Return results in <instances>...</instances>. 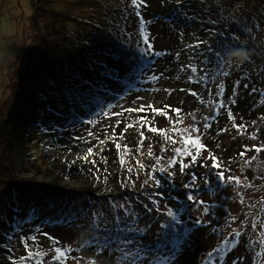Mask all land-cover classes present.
I'll use <instances>...</instances> for the list:
<instances>
[{
	"label": "rangeland",
	"instance_id": "obj_1",
	"mask_svg": "<svg viewBox=\"0 0 264 264\" xmlns=\"http://www.w3.org/2000/svg\"><path fill=\"white\" fill-rule=\"evenodd\" d=\"M123 1L0 0V261L2 264H6V262L20 264L16 261V254L18 253L17 246L22 242L27 243V247L25 246L27 254L30 251L43 253L40 256L34 257L33 255L34 260L29 264H38V262L41 264H60L53 258L55 247L69 249L68 259L64 261V264H92L93 261L95 264H121L120 252L86 251L83 246L79 245L83 236L73 234L71 231L72 228L76 229L75 227L79 225V220L72 226L64 225L63 220H52L51 223L53 224L67 227L63 232L58 227L42 228L38 226L35 215L32 216V220L19 212L15 216L17 212L12 213V211L18 206L22 209L25 206H34V204L30 199H24V195L18 190L12 192L9 188L23 184L24 190L23 187H20L23 193H32L37 188L55 191L63 197V204L72 209L74 198L77 201L81 198L80 196H87V193L93 194L94 192L107 194L108 192L102 191V188L108 186L107 188L111 187L109 189L111 193L108 194L116 201L115 210L112 209L109 213H105L104 207L106 205L103 206L97 200V205L102 207L101 210L90 201L81 210V214L90 213L88 208L92 205L93 219H100L102 212H104L103 216L109 219L112 215L111 211L114 212V215L123 212L124 209L119 207L121 204L132 210L131 204L125 199L133 195L130 192L134 190V187L128 190L125 173L123 174L119 169L111 167L120 159L121 152L118 150L123 149L122 145L136 144L134 137L143 132L145 138L142 140L143 143L139 145L141 154L144 150L147 154L151 152L152 156L158 158V155L164 153L158 128L161 126L164 129L167 126L165 119L167 111L171 110L170 108H175L174 105L170 104L171 99L180 105L179 116L184 131L198 128L203 124L201 110L194 108L189 103L185 105L186 95L178 89L179 85L177 84V75L179 74L177 64L183 61L186 63L190 60L191 53L186 55L183 54L182 50L177 51L169 39L172 34H176L181 40L211 45L216 34L204 40L203 34L205 33L200 23H192L191 21H189V26L184 29L177 25L174 27L172 25L174 29L171 28L166 17L162 19L155 16L156 0H145L144 6L139 9L132 5L131 0L125 1L121 8L123 12H118L116 15L113 13L112 17L107 18L113 5ZM224 1L234 3V0ZM195 2H197V9L201 16L206 17L211 22L213 17L216 18L214 11H210V5L213 7L216 4L219 5L218 0H195ZM239 7V10L234 11V15L240 16L239 18L244 16L251 19L246 30V44H251V46L254 44L257 50L262 49L264 46V25L255 24V27L253 25L258 17L264 19V0H243ZM137 12L140 13L139 16H137ZM105 13L107 15L103 17ZM248 14L252 17L246 16ZM178 23L181 22L178 20ZM113 25H117L118 30L127 36L129 35L133 42H137L140 32L149 37L151 49L149 50L148 45L144 44L145 48L139 52L143 51L144 57L148 56L153 60L150 64L147 63L144 70L140 68L139 60L141 58H138L137 63L139 64H136L135 68L139 67L137 70L143 73L137 82L138 86H133L129 78L122 81L115 76L112 79L107 77V79L93 74L92 69L97 64L87 60L86 55H90L89 52L85 51V45L80 40H72L67 37V32L71 29L79 31L80 35L76 38H85L83 35L85 32L88 35L95 33L96 37H102L111 30ZM177 27L179 31L176 30ZM170 29L172 30L170 31ZM212 30L216 31V27L210 29V31ZM255 35L258 37L255 38ZM46 46H50V49H56L54 57L62 64L65 62L64 57L67 58L66 56L70 58L76 57L78 54L79 56L85 55L86 58L83 59L78 72L81 76V82H74L73 85L79 84L82 89L81 94L89 97H94L92 91L99 93L98 88L103 86V93L107 92L108 95L100 97L103 101V107L99 110L87 108L78 116H73V119L72 117L71 119L68 118L66 114L59 117L56 115L52 119H48V115L39 113L35 117L31 116L30 122L33 126L15 125L14 114H17L15 113L16 107L19 106L17 103L26 102L25 91L28 86L22 87L28 77V73L24 71L25 67L28 65L31 68L29 73H36L37 70L35 71V69L43 67V64H48L47 61L32 62L33 48L39 50ZM214 48L222 50L225 46L219 45ZM93 49H100L98 43L93 45ZM157 52L161 55H155ZM220 58L224 60L223 53ZM49 60L51 61L50 64L55 63L51 56H49ZM205 61L207 62V60ZM120 63L117 60V62H111V65L114 68L119 67L121 70L133 66L130 63ZM183 69L186 71L189 80L192 72L189 73L185 68ZM209 70L211 69L208 68L206 71ZM216 70L221 71L218 67ZM222 71L227 72L225 68ZM209 73L215 75L212 70ZM153 76L158 77V80H153ZM221 76H216L215 81L211 80L210 86L206 84L210 91L211 89L215 91L217 80L225 81L226 78ZM35 78L37 77L35 76ZM86 81L91 86L87 85ZM171 89H173L172 93H170ZM243 93L241 91L237 101L232 104L230 100H226L228 95L223 93L220 97L212 92L213 97L217 98V102L211 107L214 112L215 110L219 111L216 106L223 101L226 105L225 108H222L225 115L228 114L229 109L231 113L236 112L239 110V106H242L247 100ZM246 94L249 95L248 92ZM60 97L64 98L63 93ZM202 102L207 105L206 101ZM141 106L144 107V111H127L128 109H140ZM162 107H164L162 112L152 111V108L161 110ZM262 108L264 107L253 109L251 114L256 112L264 116V109ZM241 112L242 115H235L236 124L247 123V120L252 117H247L250 114H247V111L242 110ZM142 118H146V120ZM150 127H155L158 131L153 133L149 131ZM261 131H263V136L258 138L260 144L255 146L264 149V127ZM185 133L187 136L189 135L188 132L185 131ZM191 137L196 138L197 132L191 133ZM260 139L263 141L260 142ZM181 140L179 145L176 144V148L189 150L190 147H193L192 145H185L184 139L181 138ZM200 140H203L201 143L204 145L202 149H199L201 155L194 165H191V157L187 156L188 158L184 163H189L191 166L184 172L188 175L180 183L181 185L177 186L182 187L184 185L182 190L180 189L181 193L179 190H175L176 194L184 199L183 204L179 206L184 211L179 216L181 225L185 223L194 225L199 221L203 229L200 232L201 228L199 227V230L195 232L198 247L194 249L193 253H199L198 257L201 264H233L234 260L236 264H264V247L259 243L261 235L264 233V150L249 155L244 152L247 139L244 136L240 137L237 133H229L224 130L215 134L208 133L207 138H200ZM101 141L103 143H100ZM117 144L120 145L119 148ZM96 148L101 151L104 148L108 154L103 153L99 163H91L88 160L90 156L88 150L92 149L93 151ZM137 148L138 146L132 148L133 153L135 149L137 151ZM196 151L198 149L194 147L191 152L195 154ZM241 153H245V155L241 156ZM213 155L218 158L222 167H212L214 162L210 157ZM32 156L41 157L43 159L40 162L41 165H36L37 162ZM85 156L88 157L87 160L83 159ZM252 157L256 159L253 160ZM123 158L125 159V154ZM48 164L50 167L46 166ZM87 166L89 169L85 168ZM91 170L97 173L99 179L93 180L86 176ZM218 171L225 172L227 177H239L241 183L236 184L229 181L227 177L222 184L216 182L215 178ZM202 172L205 173V176L210 177L202 176ZM4 175L8 177V181L1 178ZM206 179L212 180L206 184ZM202 181L204 182L201 185L206 187L207 185L212 187L216 184L213 188H217V191L193 190L201 186ZM186 185H190L192 189L186 190ZM188 195L194 197L193 202L189 205L185 203V200L189 201ZM3 199H6L7 205L13 206V210L6 209L1 204ZM38 200L41 201V198L36 197V202ZM199 200L205 201L204 205H200ZM204 207L208 208L207 213L203 211ZM165 210V206H162L161 210L158 211V216L164 215ZM70 212L66 210L62 211L61 214L66 217ZM63 216L60 218L62 219ZM138 217L140 218V216ZM72 218L70 217V219ZM253 224L256 225L257 230L252 227ZM108 228L110 226L103 224L95 238L102 240L105 237L103 232L106 235L109 233L115 235V230H108ZM154 230L161 231L158 228H154ZM236 231L241 232L242 235L234 236ZM74 235L77 237L74 238ZM33 236H36L37 239L31 240L30 238ZM198 236L201 238L200 241ZM225 241H228V245H225ZM217 249H221V251L218 252ZM257 253H261V255L257 256Z\"/></svg>",
	"mask_w": 264,
	"mask_h": 264
},
{
	"label": "trees",
	"instance_id": "obj_2",
	"mask_svg": "<svg viewBox=\"0 0 264 264\" xmlns=\"http://www.w3.org/2000/svg\"><path fill=\"white\" fill-rule=\"evenodd\" d=\"M125 1L128 0H124L119 4L113 5L111 10H109L108 12L109 15L107 16V18L112 17L113 13H115L116 15L118 12H123L121 8L124 6ZM218 1L219 5L216 4L215 7L210 5V11L213 10L216 14V18L213 17L212 22L206 17L201 16L199 10L197 9V2H195V0H156L155 2L157 4L154 7L155 16L161 17L162 19L166 17V21L169 23L171 28L177 25L184 29L189 26V21H191L192 23H200L201 28L205 33L203 34L204 40L210 36H213V34H216L215 40L211 45H203L201 44L202 42L191 43L185 39L181 40V38L178 37L176 34H172L170 36L169 42L171 41L173 43L177 51L182 50L183 54L186 55L188 53H191L190 60H188L186 63L185 61H183L182 63L179 62L177 64L179 72V74L177 75V84L179 85L178 89H180V91L186 95L185 105L189 103V105L193 106L194 108L201 110V113L203 115V124L202 126L198 127L199 132H197V136H199L200 138H207L208 133L215 134L221 132V130L222 132L224 130L229 133H237L240 135V137L244 136L247 139L244 152H247V154L252 155L256 153L255 145L260 144L258 138L261 135L263 136V131H261V129L262 127H264V116L261 114H257L256 112L253 115L251 114V111L253 109H259L262 106L264 107V46H262V49L257 50L254 44H252V46L251 44H246V30L249 25L248 22L251 19H247L244 16L242 18H239L240 16L234 15V11L239 10V6H241L243 0H234V3L228 1L226 2L224 0ZM166 14L167 16H165ZM106 15L107 14L105 13L103 17H105ZM246 16L252 17V15L250 14ZM257 19L258 20L254 21L253 27L256 26L255 24H257L258 26L264 25L263 18L258 17ZM178 20L181 23H178ZM212 24H214L215 26H213ZM214 27H216V31H210V29ZM171 30L172 29H170V31ZM176 30H178V27ZM79 35V31L76 30L71 29V31L67 32V37L71 38L72 40H80L83 45H85L84 49L86 52H89L90 55H86L87 60H90L94 64H97V66L93 67L92 73L100 77H109L112 79L113 76H115L121 79L122 81H124L126 78H129L131 80L130 83L135 86L137 85V82L140 80V77L143 74L141 73V71L137 70L139 67L135 68L136 64H139L137 63L138 58H141L139 60V62L141 63L140 68L143 69L147 66V63L150 64L153 60L150 59L148 56L144 57L143 51L139 52L142 48H145V43L143 39L145 34L143 32L139 33L137 42H133L131 38H129V35L127 36L120 30H118L117 25L111 26V30L105 35L103 34L104 36L102 37H96L95 33L88 35L85 32L83 34L85 38H76ZM258 35H255V38H257ZM97 43L100 49L94 50L93 45H97ZM189 45L199 46L190 48L188 47ZM219 45H224L225 48H222V50L214 48ZM240 47L247 48L252 53L250 60H248L244 64H234L231 66L224 64L223 69L225 68L229 75L224 76L226 78L225 81L217 80L218 83L215 86V91H213L212 89L210 91L209 87L206 86V84L210 86L211 79L206 80V82L202 81L193 83L192 81H189L187 79L186 71H181L182 68H185L187 72L191 73L192 71L188 67V65L191 64L197 68V73L191 74V77L193 79H195L197 75H203L204 72L208 70V68H210L214 73H217L218 71L216 70V67H218V64L223 62L224 60H222L220 57L218 58L216 56V52L219 50L221 54L223 53V58H225L229 48ZM33 50L34 52L32 55L34 56L31 55L33 58L32 62L35 61V63H38L47 61L48 64H43V67L35 69V71L37 70L36 73H29V70L31 68L28 65L27 67H25L24 71L28 73V77L27 79H25L26 83H23L22 87H24V85L26 87L28 86L25 91L26 102L17 103L19 104V106L16 107L15 113L17 114H14L15 125H32L30 122L31 116L35 117L39 113L48 115V119H52V117L56 115H58L59 117L62 114H66L68 118L71 119L72 117L73 119L74 117L78 116V114L83 110H87V108H94L96 110H99L101 107H103V101H101L100 97L102 95H108L107 92L103 93V86L98 88L99 93L92 91L94 97H89L87 95L81 94L82 89L79 87V84L76 83L75 86L73 85L74 82H81V76H79L78 72L81 68V64L83 63V59L86 58L85 55L83 56L81 54L79 56L78 54L76 57L73 56L70 58L69 56H66L67 58L64 57L65 62H63L62 64L61 61L57 60V58L54 57V54L56 53L55 48L50 49V46H46L44 49L38 50L36 48H33ZM49 56H51L52 60H54V64H50L51 61L49 60ZM117 60L121 62L120 64H133L132 67L134 68L129 66L126 68H122V70L119 69V67L114 68L111 65V62H117ZM205 60H207V62ZM53 66L56 67L52 68ZM212 75V73H209L210 77ZM35 76L37 78H35ZM221 78L223 77L221 76ZM86 83L87 85H90L89 82L86 81ZM221 84H223L224 86L223 93L225 95H228V97H226V100L231 101L234 99L236 102L239 93L241 91L244 92L243 96L247 98L246 102L242 106H239L240 108L238 111L233 112L234 114H231L235 117V115H242V110L247 111V114H251H249V116L247 115V117L250 118L252 116L250 119L247 120V123L241 122L240 124H236L235 122L237 120H233L229 116V114L225 115L222 109H219V111L215 110L214 112L211 105L217 102V98L213 97L212 92H215L217 94L220 91L219 85ZM245 85H247V87H245ZM172 91L173 89H171L170 93H172ZM193 92H196V95H193ZM247 92L249 93V95L246 94ZM62 93L64 97L63 99L60 97ZM171 100L170 104L172 106L174 105L175 108H170L172 111H167V116H165L167 126L164 129H162L161 126V129L158 128L159 134L161 136V145L162 147H164V153L158 155V158L149 155V153L147 154L144 150L141 154L139 145L141 143L140 141H142L145 137L139 134L134 137V142H136V144H133L134 146L122 145L123 149H120V151L118 150V152H121L120 159H118L115 164L111 165L112 168L119 169V171L123 174L125 173V181L127 182L126 188H128V190L129 188L134 187V190L130 192L133 195H130L125 200L131 204L132 210H134L137 215L140 216L139 227L145 228L146 226H148L147 231L142 237L141 242L143 244H147L153 249H155V246L157 244H163L165 242H167L169 244V247H171V241L174 239L171 233H168L167 229H162V225H164L170 220V218L166 215V210L168 208H171L173 211L178 212L179 216H181V212H184L179 207L183 204L184 199L178 196L175 190H179V193H181V188H183L184 186L183 185L182 187H177L181 182H183V179L186 177V175H188V173H185L184 170L181 171L182 164L180 163V161L185 162L188 157L179 155L175 152V149L176 144L179 145L180 142H182L181 138L185 139L187 137V133H185L182 128L181 117L177 115V112L175 111H181L180 105H177L173 99ZM202 101H206L207 105H205ZM163 108L164 107H162L161 109L162 111ZM205 118H207V120ZM205 123H208L210 127L206 128L204 126ZM241 125L243 126L242 128L239 127ZM26 132L28 133V131ZM165 133H167V137H171V139L175 140L176 143H171V141L165 137ZM253 136H255L256 139H253ZM202 141L203 140H201V142ZM262 141L263 140L260 139V142ZM137 146V151L135 149L133 153L132 148H136ZM194 147L195 146H193L192 148L188 147V151H192ZM145 149L147 148L145 147ZM103 153L108 154L106 149L103 148V150L101 151L96 148L92 151V154L89 156L88 160H90L91 163H99L101 158L103 157ZM124 154L125 159L123 158L124 162L121 163V158ZM135 154L137 155L135 156ZM32 158L37 162L36 165L40 164V162L43 161V159L38 156H32ZM170 160L176 161V163H169ZM43 164L45 166V163ZM140 165H143L144 167L141 168ZM46 166L50 167L49 164ZM85 168L89 169V166ZM93 168L92 170L96 169V167L94 169ZM160 168H167L168 171L166 173L160 172ZM128 169H131V171H128ZM92 170L88 172L89 175L86 176L91 177L93 180L99 179L97 173L93 172ZM202 176L210 177L205 176L204 172H202ZM150 177L159 179L160 186L157 187L155 185V180L150 179ZM225 177H227L226 173ZM1 178L4 181L9 180L8 177L5 175ZM215 179L216 182H219L220 184L225 182V180L221 181L218 177H216ZM211 180L212 179H206L205 183L208 184ZM203 182L204 181H202L200 185L203 184ZM22 185L10 187L9 190L12 192L14 190H18L19 192H21L22 195H24V199H30L34 206H25L22 209H20L18 206L13 210V206L7 205V203H5L6 199H3L1 204L6 209H12V213L17 212L15 216H17L18 212L20 214H23L24 217L28 219H31V216L33 215L37 216L36 223L42 228L58 227L62 229L63 232H65L67 227L53 224L51 223L53 222L52 220H63V224L68 226L74 225V223L79 220V225L75 227L76 229L72 228L71 231L73 234H80L81 236H83V239L79 242V245L83 246V249L86 251L96 250L99 253L102 250L96 245L97 239L95 238V235L98 234L103 224L105 226H110L108 230H112L114 229V217L116 215H119L121 220L125 219L124 210L121 214L115 215L113 214L114 212L111 211L112 215L109 219H106L105 216H103L104 212H102L100 219H93L94 212H92V205H90L88 208L90 213L87 212L85 215H83L84 213L81 214V210L84 209V207H86L87 203L90 201L97 205V200H99L101 204H103V206L106 205L104 207L105 213H109V211L113 209V206L115 205L116 201L112 199L108 194L111 193V191H109L111 187L107 188L108 186L102 188V191L104 190L108 192L107 194H103L102 192H94L93 194L87 193V196L89 197L80 196L81 198L77 199V201L74 198V205L71 207L72 209H70L69 206L63 204V197L59 193H56L55 191H48L43 190L41 188H37L34 192H27V194L26 192H22L24 190V187ZM214 186L210 187L207 185L206 187L205 185H201L197 188H194L193 190H207L208 192H212L213 190L217 191V188H213ZM20 187H23V190L20 189ZM191 189V187H186V190ZM36 197H38L39 199L41 198V201L38 200V202H36ZM149 197H151V199ZM153 200L158 201L159 203L157 205H154ZM192 202L193 201L185 200V203L187 205L191 204ZM162 206H165V214L160 215L159 217L157 208L161 210ZM98 208L100 210L102 209V207L100 206H98ZM149 209H151V211H149ZM66 210H69L71 212L68 216L65 217L61 214V212ZM61 216H63L62 219L60 218ZM70 217L73 218L70 219ZM159 218L161 219L159 220ZM101 221H103V223H101ZM98 224L99 228L96 227V225ZM181 224L182 222H180V224L176 226V232L184 233L185 231H187L188 234L184 236L181 244L180 254L178 255L177 259L173 262V264H201L198 257L199 253H193L194 249L198 247V240L196 239L195 232L199 230V227L201 228V223L198 221L194 225L189 223H185L183 225ZM120 226L125 227L126 225L121 224ZM154 228L161 229V231H155ZM254 229L257 230L256 227H254ZM202 230L203 229L201 228L200 232H202ZM166 233L168 234L166 235ZM103 235H106V233L103 232ZM76 237L77 236L74 235V238ZM198 238L200 241L201 238L199 236ZM25 244V242H22L17 246V263L29 264V262L34 260L33 256L30 258L27 256L28 254L25 248ZM262 247H264V244H262ZM106 250L111 252L116 251L117 253H119L114 244L112 248ZM163 254L164 252H154L152 254V258L155 259L156 255ZM38 261H40L39 258ZM0 264H2V261H0ZM6 264L9 263L6 262Z\"/></svg>",
	"mask_w": 264,
	"mask_h": 264
},
{
	"label": "snow or ice",
	"instance_id": "obj_3",
	"mask_svg": "<svg viewBox=\"0 0 264 264\" xmlns=\"http://www.w3.org/2000/svg\"><path fill=\"white\" fill-rule=\"evenodd\" d=\"M132 5H134V7L136 9L141 8L142 6H144L145 0H131ZM137 16L140 15L139 12L136 13ZM144 43L148 45V49H151V44H149V39L147 37V35L144 36ZM199 45H189L188 47L192 48V47H198ZM147 51V50H146ZM155 55H161V53L157 52L155 53ZM221 55V53L219 52V50L216 52V56L219 58ZM225 62H221L218 64V67L221 69L220 72L215 73V75H212L211 77L209 76V71H205L203 75H197L195 79H193L191 76L189 77V80H191L193 83H197V82H202V81H206L211 79L212 81H215L216 76L219 75H223V76H227L229 75L228 72L222 71L223 67H224ZM188 67L191 69L192 73H197V68L191 64L188 65ZM184 69L182 68L181 71H183ZM153 80H158V77L153 76L152 77ZM245 87H247V85H245ZM220 91L217 93L218 96L223 95V90H224V86L223 84L219 85ZM255 91V89H254ZM193 95H196V93H192ZM230 103L234 104L235 100H231ZM151 107V106H149ZM217 109H222L225 108L226 105L223 101H221L217 106ZM144 107L141 106L140 109H128L127 111L132 112V111H144ZM153 112H160L162 110H157L155 108H152ZM177 112V115H179V110H175ZM229 116L235 120V117L232 116L231 114V110L229 109L228 111ZM145 119L146 118H142ZM207 120V118H205ZM150 123V122H149ZM143 126V125H142ZM206 128L210 127V125L208 123H205L204 125ZM239 127H243L242 125ZM149 131L155 133L158 130L155 127H150ZM186 132L189 133V135L183 140V143L185 145H192L195 146L196 149H198V151H196L195 154H193L191 151H188L186 148L185 149H181V148H176L175 152L178 153L181 156H190L191 157V165L196 164L197 162V158L201 155L199 149H202L204 147V145L201 143L200 137L197 136L196 138H192L191 137V133H195V132H199V128H195V129H186ZM143 132H141V136H143ZM165 137L167 139H169L171 141V143L175 144L176 141L172 140L171 137H167V133H165ZM253 139H256L255 136L252 137ZM100 143H103V141H101ZM142 143V141H141ZM117 147L119 148L120 145L117 144ZM264 149H261L259 147H257L255 149V151L260 152ZM89 155L92 154V149L88 150ZM149 155H151V152L149 153ZM241 156H244L245 153H241ZM213 160V164L212 167L213 168H220L222 167L221 163L219 162L218 158L215 157L214 155L210 157ZM84 160H87L88 157L85 156L83 158ZM253 160H255V157H252ZM123 157L121 158V163H123ZM169 163H176V161H172L170 160ZM180 163L182 164V168L181 171L188 169L191 165L189 163H184L183 161H180ZM140 167H144L143 165H140ZM128 171H131V169H128ZM160 172H164L166 173L168 171L167 168H160L159 169ZM217 177L221 180L224 181L226 179L225 177V173L223 171H218L216 173ZM150 179H154L155 180V185L157 187L160 186V180L159 179H155L154 177H150ZM227 179L229 181H233L236 184H240L241 180L239 177H232V176H228ZM185 187H190V185H186ZM151 199V197H149ZM187 199L189 201H193L194 197L192 195H188ZM159 202L153 200V204L157 205ZM198 203L200 205H204L205 201L203 200H199ZM115 205L113 206V209L115 210ZM120 208L124 209V216L125 219L121 220L119 215H116L114 217V230H115V235H112L111 233L105 235V237L101 240V239H97L96 241V245L97 247L101 248L102 250H106V249H110L113 247V244L116 246V249L120 252V261L121 264H173V262L177 259L178 255L180 254V250H181V244L183 241L184 236H186L188 233L187 231H185L184 233H177L176 232V226L180 224V217L178 212L173 211L171 208H168L166 210V215L167 217L170 218V220L168 222H166L164 225H162V229H167L168 233H171V235L174 237V239L171 241V247H169V244L167 242L163 243V244H157L155 246V249L149 247L147 244H143L141 242L142 237L144 236L145 232L147 231L148 226H146L145 228H140L139 227V217L137 215V213L134 210H130L128 208L125 207V205L121 204L119 206ZM157 210L159 211V209L157 208ZM149 211H151V209H149ZM203 211L205 213L208 212V208L204 207ZM101 223H103V221H101ZM124 224L126 225L125 227H121L120 225ZM97 228H99V224L96 225ZM252 227H256L255 224L252 225ZM166 233V235L168 234ZM240 235H242L241 232L236 231L234 233V236L239 237ZM31 240H36L37 237L33 236L30 238ZM53 243H55V241H53ZM260 244H264V233H262L261 238L259 240ZM225 245H228V241H225ZM25 246L27 247V243L25 244ZM235 246V245H233ZM217 251H221V249H217ZM68 252L69 249L63 248L62 247H55V255H54V259L59 261L60 264H64V261H66L68 259ZM154 252H164L163 255H156L155 259L152 258V254ZM43 253L41 252H29L28 253V257H32L33 255L35 256H40ZM261 253H257V256H260ZM209 256H211V253H209ZM38 264H41V262H38ZM92 264H95V261L92 262ZM233 264H236L235 260L233 262Z\"/></svg>",
	"mask_w": 264,
	"mask_h": 264
},
{
	"label": "clouds",
	"instance_id": "obj_4",
	"mask_svg": "<svg viewBox=\"0 0 264 264\" xmlns=\"http://www.w3.org/2000/svg\"><path fill=\"white\" fill-rule=\"evenodd\" d=\"M252 53L244 47L229 48L224 58L225 64L231 66L234 64H244L250 60Z\"/></svg>",
	"mask_w": 264,
	"mask_h": 264
},
{
	"label": "bare ground",
	"instance_id": "obj_5",
	"mask_svg": "<svg viewBox=\"0 0 264 264\" xmlns=\"http://www.w3.org/2000/svg\"><path fill=\"white\" fill-rule=\"evenodd\" d=\"M104 96V95H103ZM33 219V217L31 216V220Z\"/></svg>",
	"mask_w": 264,
	"mask_h": 264
}]
</instances>
